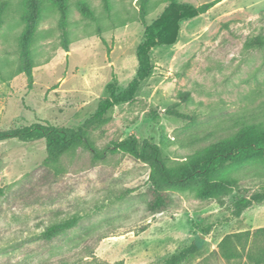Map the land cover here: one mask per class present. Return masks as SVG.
I'll list each match as a JSON object with an SVG mask.
<instances>
[{
    "label": "rangeland",
    "instance_id": "rangeland-1",
    "mask_svg": "<svg viewBox=\"0 0 264 264\" xmlns=\"http://www.w3.org/2000/svg\"><path fill=\"white\" fill-rule=\"evenodd\" d=\"M87 1L95 18L69 0L65 34L59 12L47 4L30 48L28 80L18 71L22 1L10 0L0 24V129L32 122L77 127L109 95L108 84L118 92L134 77L144 24L165 0H149L144 18L139 0H107V10L104 0ZM257 34L264 35V0H220L181 20L174 44L150 50L151 73L134 97L114 104L87 131L94 149L71 147L49 166L44 139L0 141V264H161L191 243L197 252L183 264H250L244 256L228 262L211 252L225 234L264 226V203L239 221L229 219L237 196L264 185V162L232 168L240 178L225 195L172 189L169 203L152 211L148 166L112 143L134 134L174 162L246 125L264 124V46L244 47ZM173 106L187 118L166 113ZM72 217V227L42 236Z\"/></svg>",
    "mask_w": 264,
    "mask_h": 264
},
{
    "label": "trees",
    "instance_id": "trees-1",
    "mask_svg": "<svg viewBox=\"0 0 264 264\" xmlns=\"http://www.w3.org/2000/svg\"><path fill=\"white\" fill-rule=\"evenodd\" d=\"M20 17L25 25L19 37L20 63L18 71L32 78L33 60L30 48L38 24L44 15L47 4L57 9L60 15V26L64 29L69 9V0H21ZM220 0H210L193 5L180 0H165L163 9L149 23L144 24L143 39L136 45L135 57L137 68L134 77L127 87L116 92L113 83L108 84L109 95L99 100L94 112L77 127H65L50 123L32 122L0 129V141L18 139L33 141L44 139L46 157L44 163L54 164L59 156L71 147L82 145L94 149L87 136V131L100 124L104 115L114 104L130 101L140 83L152 70L150 50L156 46H169L176 42L181 20H187L205 13ZM10 0H0V24ZM82 14L93 20L94 13L87 0H77ZM105 9L108 1L104 0ZM149 0H139V11L142 18L148 13ZM264 46V35L257 34L245 39V48H261ZM188 93L181 92L180 99L187 100ZM166 113L187 118V115L168 108ZM113 149L120 151L134 160L145 163L149 168V200L148 209H163L170 201L172 189L192 188L199 197L225 195L231 191L240 178L231 170L250 161L264 162V124L244 126L236 135L227 139H219L208 143L203 149L183 160L165 161L158 144L147 139L138 140L134 134L112 143ZM231 170V171H230ZM3 188L0 185V196ZM264 203V185L250 191L246 195L237 196L229 206V219L239 221L244 211L254 204ZM76 217L66 219L48 226L42 236L49 238L75 225ZM264 226L253 230H241L225 234L217 243L216 255L225 261H235L243 256L250 264H264ZM197 252L191 243L166 257L161 264H183ZM88 264V263H81ZM105 264V263H96ZM112 264H121L115 262Z\"/></svg>",
    "mask_w": 264,
    "mask_h": 264
}]
</instances>
